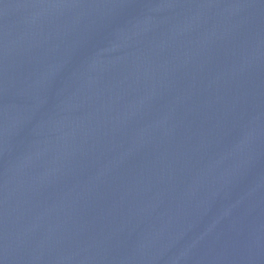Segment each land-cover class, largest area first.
Segmentation results:
<instances>
[{
	"label": "water",
	"instance_id": "water-1",
	"mask_svg": "<svg viewBox=\"0 0 264 264\" xmlns=\"http://www.w3.org/2000/svg\"><path fill=\"white\" fill-rule=\"evenodd\" d=\"M0 264H264V0H0Z\"/></svg>",
	"mask_w": 264,
	"mask_h": 264
}]
</instances>
